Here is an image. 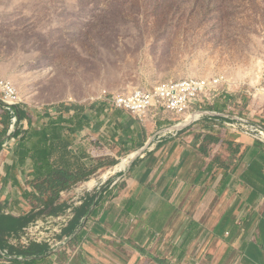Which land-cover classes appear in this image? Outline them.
<instances>
[{
  "label": "crops",
  "instance_id": "0c3cea01",
  "mask_svg": "<svg viewBox=\"0 0 264 264\" xmlns=\"http://www.w3.org/2000/svg\"><path fill=\"white\" fill-rule=\"evenodd\" d=\"M229 103L220 107L226 110ZM99 105L100 118L95 106L74 148L89 149V136H96L112 149L105 157L121 163L99 169L93 175L100 174L98 180L92 176L76 185L102 184L97 192L79 196L76 186L63 192L57 204L65 205L66 213L38 218L25 228L39 225L35 235L11 234L1 247L0 264H264L263 142L232 130L233 146L223 138L208 140L221 130L208 119L154 140L174 126L170 116L143 122ZM211 108L206 110L216 106ZM13 155V147L0 148V213L19 216L31 210L22 192L32 189ZM94 195L86 221L85 216L73 221L81 207L74 201L83 204ZM65 238L71 241L58 249ZM32 245L46 250L25 253ZM7 250L8 258L2 254Z\"/></svg>",
  "mask_w": 264,
  "mask_h": 264
},
{
  "label": "rangeland",
  "instance_id": "374dc122",
  "mask_svg": "<svg viewBox=\"0 0 264 264\" xmlns=\"http://www.w3.org/2000/svg\"><path fill=\"white\" fill-rule=\"evenodd\" d=\"M0 76L40 111L222 76L229 104L264 125V0H0Z\"/></svg>",
  "mask_w": 264,
  "mask_h": 264
},
{
  "label": "trees",
  "instance_id": "16d2710c",
  "mask_svg": "<svg viewBox=\"0 0 264 264\" xmlns=\"http://www.w3.org/2000/svg\"><path fill=\"white\" fill-rule=\"evenodd\" d=\"M223 96L225 101L235 99L231 94ZM223 105V102H219L215 110L226 112L227 108L225 110L220 107ZM94 108L95 106L76 103H62L41 111L19 106L20 128L15 133L14 165L19 166L21 175L26 177V186L32 189L22 192L31 210L19 216L0 213V249L7 246L11 234L23 232L38 218L58 217L66 213L67 207L57 204L63 192L81 182L89 181L99 169L114 167L121 162L117 158H106L112 153V149L96 136H89L92 142L89 149L74 148L76 137L90 122V112ZM102 109L100 106L96 110V119L100 118ZM15 118L13 111L0 106V141L10 133ZM218 134L217 137L207 136V139L217 142L224 139L222 142L227 141L233 146L229 141L231 130L221 127ZM14 184L22 186L19 180H15ZM95 197L94 195L83 202L73 221L78 222L88 213ZM74 229L67 228L66 235L70 236ZM29 249L25 253L33 255L45 251L46 247L32 245Z\"/></svg>",
  "mask_w": 264,
  "mask_h": 264
},
{
  "label": "built area",
  "instance_id": "2783aa9c",
  "mask_svg": "<svg viewBox=\"0 0 264 264\" xmlns=\"http://www.w3.org/2000/svg\"><path fill=\"white\" fill-rule=\"evenodd\" d=\"M227 83L228 80L222 76L209 79L191 77L182 80H172L161 83L152 89L139 88L127 94L113 96L107 99V102L112 108L129 113L141 119L143 122H146L151 117L156 119L165 115L170 116V121L173 122L174 126H181L188 122L194 114L206 110L204 108L205 106L213 105L214 101L222 94H230L223 90V87ZM0 94L4 101L14 105H20L18 88L1 76ZM224 113L237 116L241 120L233 121L223 118H205L203 116H199V120L208 119L214 122L216 128L226 127L232 131L242 132L252 139L264 143V138L261 134L264 132V125L254 122L249 116L239 112L231 105L227 107V111ZM253 128H256V131ZM167 133L174 132L161 133L159 138L165 137ZM79 187L75 190L80 196V194L83 195L85 190L84 186ZM79 205H82V203L76 202L74 204L75 207ZM70 213L71 210L67 212V215ZM66 216H62V219L65 220ZM39 229V225H35L34 227L25 229L24 232L26 235L32 236L34 234L32 231L37 233ZM42 241L44 240H38V242ZM59 244L61 242L57 245ZM77 251L79 250L74 249L72 253H76ZM5 253L10 255L9 250L5 251Z\"/></svg>",
  "mask_w": 264,
  "mask_h": 264
},
{
  "label": "water",
  "instance_id": "95a60500",
  "mask_svg": "<svg viewBox=\"0 0 264 264\" xmlns=\"http://www.w3.org/2000/svg\"><path fill=\"white\" fill-rule=\"evenodd\" d=\"M0 106H4L6 107L8 110H11L14 112V114L16 115V118L14 119V125L12 126V129L10 131V133L8 134L7 137H5V139L1 140L0 141V148H3L5 147L8 143H10L11 141H15V133L17 132V130L20 128V112H19V105H14V104H10L6 101H4L1 97H0ZM199 116H203L205 118H209V117H212V118H223V119H229V120H233V121H236V120H241L239 117L237 116H234V115H230L228 113H224V112H218L216 110H202V111H199L198 113L194 114L193 117L186 123H184L183 125L181 126H172L169 131H172V132H179V131H182V130H185L189 127H192L193 125H195L197 122L201 121L199 120ZM169 131H165V132H169ZM164 133V132H163ZM159 134L157 135V137L154 138V140L156 138H159ZM137 158V157H136ZM135 158V159H136ZM96 201L97 199L94 201L91 209L89 210V212L85 215L84 217V221H86L87 219V216L92 212V210L94 209L95 207V204H96ZM71 241V239L69 238H66V240L64 242H62L58 249L59 248H62L66 245H68V243ZM2 250L0 249V252ZM2 254L5 256V257H9L10 255H7L5 252H2Z\"/></svg>",
  "mask_w": 264,
  "mask_h": 264
},
{
  "label": "bare ground",
  "instance_id": "6f19581e",
  "mask_svg": "<svg viewBox=\"0 0 264 264\" xmlns=\"http://www.w3.org/2000/svg\"><path fill=\"white\" fill-rule=\"evenodd\" d=\"M190 118V117H189ZM255 131H256V128H253ZM262 134V137L264 138V132L261 133ZM135 157H137V153L135 155ZM125 162V161H124ZM91 188V187H90Z\"/></svg>",
  "mask_w": 264,
  "mask_h": 264
}]
</instances>
